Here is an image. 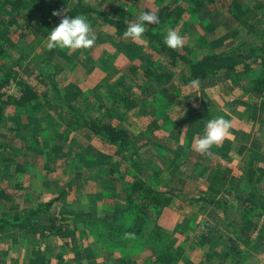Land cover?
I'll use <instances>...</instances> for the list:
<instances>
[{
    "label": "rangeland",
    "instance_id": "rangeland-1",
    "mask_svg": "<svg viewBox=\"0 0 264 264\" xmlns=\"http://www.w3.org/2000/svg\"><path fill=\"white\" fill-rule=\"evenodd\" d=\"M19 1L0 0V47L4 44L5 53L0 56V101L9 103L10 98L22 93L24 85L30 86L38 99L27 112H19L11 105L3 111L0 221L55 202L20 229L0 234V264H57L61 255L67 264L87 261L161 264L157 258L165 249L174 254L195 250L189 257H194L196 264H206L207 254L214 256L213 264H230L231 260L222 256L228 239H234L228 224L252 243L264 235L262 209L245 208L243 201L247 195L234 189L237 183H223L232 177L238 181L240 175L233 176L232 169L237 166L243 172L242 168L252 159L264 185V152L242 151L237 147L232 150L220 143L212 148L219 149L223 158L209 157V153L203 154L207 160L200 157L202 154L195 151V141L200 138L203 126L178 124L189 116L195 98L198 101L199 97L198 88L190 87L187 68L181 61L156 52L146 39L135 41L125 37L94 15L88 19L96 37L94 45L88 49H59L52 68L46 67L43 61L49 51L48 32L43 25L39 33L31 28L42 17L38 8L51 0H23L14 12L10 4ZM147 1L145 5V0H132L129 8L130 3L122 0H84V3L109 18H117L122 10L131 8L126 22L129 25L143 11L158 15L159 9L172 0ZM200 1L204 7L199 14L186 11L176 23H172L174 19L165 20L155 29L157 35L164 39L169 29L176 30L184 37V46L177 50L188 60L249 43L245 58L237 62L235 76H208L204 90L206 93L213 88L214 82H232V88L239 90L235 94L256 96L252 94L249 76L259 63V56L264 55L259 51V44L264 42V16H260L259 7H264V0ZM70 3L74 7L76 0ZM176 4L186 10L192 6L183 0ZM27 18L34 20L26 22ZM108 27L113 31H108ZM4 40H10L12 45ZM48 74L53 75L51 81L63 102L50 89ZM238 82H248V89ZM115 93L123 94L129 104L114 102ZM230 94L233 95L218 93L225 98ZM130 104L136 107L127 109ZM68 108L88 120L128 130L135 143L132 158L121 160L114 147L92 137L86 128H79L76 116ZM261 122L260 142L264 139V120ZM13 150L16 154H12ZM135 161L144 169L132 167ZM113 163L120 164V176L107 175L108 166ZM199 164L205 165L206 170L198 169ZM131 173L157 190L167 193L172 187L182 192L171 196L160 217L152 221L159 230L149 223L140 239L122 234L131 224L121 212L125 204L122 182ZM217 191L224 192L232 206H228L225 215L221 212L212 215L206 211L208 205L193 202L204 196L210 198L208 194L212 196ZM261 197L264 202V193ZM193 213L196 216L190 217ZM162 216L163 228L158 225ZM83 219L88 222L85 224ZM51 224L55 229L63 228L62 231L51 232ZM113 230L121 234L110 233ZM87 238L92 243L86 245L85 251L87 255L90 251L91 256L85 263L74 260L71 253L83 251ZM237 245L240 254L231 253L233 260H238L245 251L241 242L237 241ZM255 253L256 263L246 264H264V249ZM172 259L171 264H176V258Z\"/></svg>",
    "mask_w": 264,
    "mask_h": 264
},
{
    "label": "trees",
    "instance_id": "trees-1",
    "mask_svg": "<svg viewBox=\"0 0 264 264\" xmlns=\"http://www.w3.org/2000/svg\"><path fill=\"white\" fill-rule=\"evenodd\" d=\"M21 1L23 0H20L19 3L10 4L14 12L17 11V6L21 4ZM177 2L178 0H172L170 4L159 9L158 16L160 17V22L158 24L148 27L146 32L144 33L143 39H146L147 43L151 47H153L156 52L160 53L164 57H168L170 60L174 61H181L187 68L189 82L193 79H199L200 81V87L198 88L200 97V109L195 110L191 108L189 110V116L179 121L178 124L183 125L184 123H194V125L197 126V122L206 123L208 120L216 118L218 116H223L225 119L230 120V118L226 114L216 110L215 108H212L208 104L209 99L204 90V82L208 78V76L211 75L213 76L218 74H228V76L230 77L235 76L234 70L237 66V62L245 58V54L247 53V49L248 47H250V45L249 43L245 42L238 44L234 48L224 49L217 53H210L204 55L196 60L186 59L179 53L177 49H171L167 47L164 43V39L157 35L155 29L160 26V24L165 20L174 19L172 20V23L180 21L186 11H188L192 15L195 13L199 14L202 11V8L204 7V3L200 0H183V2L187 3L188 5H192L188 10H186L183 9L181 6H178L176 4ZM70 4V0H51L46 6H41L40 8H38V11L42 14V17L40 18L39 22L32 26L31 31L39 33L40 26L43 25L46 31L49 32L52 28L59 24L60 20L63 18L64 15H80L86 17L87 20L90 17L96 15L102 19L103 24L113 26L118 33L124 35V32L128 26V24L126 23L127 19L131 16L129 12H131L130 10H132L131 8L129 10H122L117 18H109L85 4L84 0H76V4L74 7H72ZM259 10L260 16H264V7L262 5L259 7ZM54 11H59L60 16H53L52 13ZM25 20L26 22H32L34 19L27 18ZM46 34H43L44 37L46 36ZM4 43L9 44L10 46L12 45L10 40H4ZM3 46L4 44H1L0 47V56L2 57L5 56V53L3 52ZM259 46V51L264 53V42L260 43ZM57 51H59V48L52 49L46 52V58L43 61V64L46 67L50 66V68H52L51 63ZM8 77L9 75H7V79H9ZM52 78V74L47 75V79L49 80V87L50 89L52 88V92L56 95V97H58V99L63 102V98L60 92L51 81ZM249 84L252 87L253 94L258 97H264V55L262 54L259 56V63L256 65L255 69L252 71V74H250L249 76ZM1 86L2 85H0V88ZM21 91L22 93L20 97L10 98V102L7 104H3L0 101V125L4 121L3 111L5 106L11 105L15 107L17 111H21L24 113L25 111L27 112L31 105H33V103L38 99L37 94L33 91L30 86L24 85ZM115 94L117 95L116 97L118 100L116 99L114 102L120 104L124 102V104H129V102H126L127 98L123 94ZM127 107V109L135 108L136 104H130ZM68 109L69 111H71V113H73L74 116H76V125L79 128H86L87 132L92 137L98 139L101 143L107 146L114 147L116 149L115 155L120 156L121 160H130V158H132L135 153V143L134 137L128 130L121 127L112 126L108 123H100L88 120L87 118H84L77 110L73 108ZM241 150L243 151L246 149L241 148ZM13 152L16 154L17 151L15 152V150H13L12 154ZM219 152L221 151L214 147L212 148L211 153H209L208 156L211 157L216 155L220 156V158H223L224 155H219ZM200 157L206 160L208 159L203 155H200ZM256 165L257 163L251 159L247 163V165L242 168L243 172H241V183L239 188L245 195H247V198H245L243 201V206L245 208L259 207L264 213V202L261 197V195L264 193V185L262 184V176L258 172ZM108 167L109 173L107 175L112 177L117 174L120 176L121 172L119 163H113ZM132 167L136 168L137 170H142V168L144 169L145 166L141 165L140 163L137 164L135 161ZM196 167L202 171L206 170L205 165L202 166L201 164H199L196 165ZM127 175L129 176V178L126 181L122 182V192L124 194L125 204L122 206L121 212L128 217L129 223L131 224L130 227L125 230L122 234H124L125 236L133 237L135 239H140L144 234L147 225L149 223H152V221L157 220L162 213V209L169 205L171 196L175 195L176 193L177 195L181 194L182 192L181 190L179 191V189L170 187L168 188L169 190L166 193V191L163 192L162 190H157L156 188H153V186L148 185L144 180H142L138 176H135L132 173ZM157 175L158 174L156 173V176ZM172 179L177 180V178L174 177H172ZM178 181L182 183L181 180ZM171 186L173 185L171 184ZM54 202L55 200H52L42 206H39L34 211L25 213L21 216L6 218L0 221V234L10 230L14 231L20 229L21 227L26 225L28 220L35 218V216H37L43 210H48ZM193 202L198 204L203 203L208 205L209 207L218 209V211H220L222 215H225V212H227L228 209V202L224 199L201 197L194 199ZM83 221L85 224L88 222L84 219ZM52 222L54 221L52 220ZM152 224L156 230H159L156 223ZM228 228L234 239L232 237L228 239L227 245L225 246V252H223L222 256L224 259L231 260L230 264H241L243 260L250 257L252 252L264 249V235L261 234L259 238L254 243H252L246 238H244V236H241L238 232L234 231L229 224ZM53 229H55V227L53 224H51V232L56 231L57 233H60L63 228H58L55 230ZM119 232L120 231L114 230L110 231V233L121 234V232ZM157 235H159V233ZM237 241L241 242L242 245L245 246V251L242 255H240L241 257L238 260H233L231 253H236L238 255L240 254V247L239 245H237ZM166 253L168 252L165 249L163 252L160 253L161 255L157 260L161 262L162 256ZM213 259V255L207 254L206 264H213L211 262ZM171 260H173L172 257ZM57 264H67L63 260L62 255L58 257Z\"/></svg>",
    "mask_w": 264,
    "mask_h": 264
},
{
    "label": "crops",
    "instance_id": "crops-1",
    "mask_svg": "<svg viewBox=\"0 0 264 264\" xmlns=\"http://www.w3.org/2000/svg\"><path fill=\"white\" fill-rule=\"evenodd\" d=\"M122 1H124L127 4L130 3V4H128L129 6H127L128 8L130 7V5L132 3V0H129V1L122 0ZM147 2L148 1L145 0V5L147 4ZM107 29H108V31H113L112 29L110 30V27H108ZM67 66H69L68 70H70V65L68 64ZM81 75H83V70H82ZM230 83L232 84V82H214L213 83L214 87L211 88V86L208 85V87H210L211 89H209L206 92L207 97L209 99L208 104L210 105L212 102V104H214V107H216L215 109L226 114L232 122V127L230 129L231 136L228 137L227 139H225L222 143H225L228 147H231L232 150L234 149V147H237L238 149L245 148L246 150H254L255 152H258V153L264 152V145L262 144L264 142V139L263 140L261 139L262 142H260V140L258 139V128H260V125H262L261 121L264 120L263 119L264 118V112H262V111H264V110H262L264 108V100H261V99L259 100L258 97H256V96L235 94L239 90L232 88V86L234 87V85L232 84V86H231ZM239 83L244 85L248 89V82H238V84ZM236 87H237V85H236ZM227 92L232 93L233 95L230 94V95L226 96L228 98H225V97L218 95V93H224L225 94ZM194 104L195 105H193L192 108L195 110H199L200 109L199 97H198V101L195 98ZM197 123L199 126H203V128L205 127V124H206V123H202V122H197ZM232 171L234 173L233 176H235L237 174L240 175L237 178L238 181L236 179H233L234 177H232V178H228V180L225 179V181H223V183L224 184H229L231 182L237 183L236 186H234V189H238L237 192H239V189H240L239 187H240V183H241V181H240L241 171H240V169H238L237 166H235V168H233ZM222 191L221 192L217 191L216 193L214 192L212 194V196H211V194H208V195H210V198H217V199L226 200L225 199V193ZM227 194H228V192H227ZM240 194H244L241 191V189H240ZM228 206H231V204L228 203ZM204 207L205 206H203L202 208L205 209ZM206 211L208 213H212V215L219 214V212H220L217 209L212 208V207H207ZM165 213H167V212H165ZM193 216H196V213H193L190 217H193ZM164 218L165 217L162 216V218L160 219V222L158 223V225L159 226L161 225L162 228H163L162 225L164 223V221H163ZM176 225H179V224H176ZM222 231H224V230H222ZM91 241L92 240L90 238H87L85 245H84L85 240L83 241V251H78V252L73 251L71 253L74 260H80L83 263H85L87 261V258H89V256H91V255H90V251H88V255H87L85 250H86V245L91 244L92 243ZM90 249L91 248H89V250ZM193 252H195V250H193L192 252H188V253L179 252L177 254L168 252L162 256L161 264H171V257L176 258V262H177L176 264H196V262H197V261L195 262L196 259L194 257H189ZM255 252L252 253L251 258L248 259L247 261H245L244 264H246L248 262H252V263L255 262V257L257 255ZM194 255H196V253H194ZM188 257H189V259H188L189 262L186 261V259ZM100 262H103V261L101 260ZM91 263L92 262L87 261L86 264H91ZM93 263L98 264L96 262H93ZM120 264H124V263H120ZM132 264H135V263L132 262Z\"/></svg>",
    "mask_w": 264,
    "mask_h": 264
},
{
    "label": "clouds",
    "instance_id": "clouds-1",
    "mask_svg": "<svg viewBox=\"0 0 264 264\" xmlns=\"http://www.w3.org/2000/svg\"><path fill=\"white\" fill-rule=\"evenodd\" d=\"M53 16H60L59 11H54ZM160 22V17L151 11L141 12L134 23L127 26L124 36L139 41L143 38L148 25H155ZM96 37L86 17L76 15H64L59 24L52 28L46 37V45L49 50L68 49L79 50L91 48ZM164 43L171 49H178L184 46V37L176 30L169 29L164 37ZM190 87H200L199 79L190 81ZM232 122L223 116L210 119L206 122L200 138L195 141V151L200 154H208L214 145L222 143L231 136Z\"/></svg>",
    "mask_w": 264,
    "mask_h": 264
},
{
    "label": "built area",
    "instance_id": "built-area-1",
    "mask_svg": "<svg viewBox=\"0 0 264 264\" xmlns=\"http://www.w3.org/2000/svg\"><path fill=\"white\" fill-rule=\"evenodd\" d=\"M20 95H21V93H19V94L15 95V97H16V98H18V97H20Z\"/></svg>",
    "mask_w": 264,
    "mask_h": 264
}]
</instances>
